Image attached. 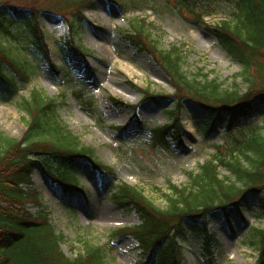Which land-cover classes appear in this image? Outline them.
Instances as JSON below:
<instances>
[{
	"label": "rangeland",
	"instance_id": "rangeland-1",
	"mask_svg": "<svg viewBox=\"0 0 264 264\" xmlns=\"http://www.w3.org/2000/svg\"><path fill=\"white\" fill-rule=\"evenodd\" d=\"M189 9L194 14L174 0H93L82 11L73 35L59 15L41 11L37 16L48 47L46 55L33 45L24 24H16L1 43L22 64L28 78L18 80V92L10 100L0 89V132L15 139L22 137L29 118L18 103L19 97L39 90L56 100L59 123L93 149L95 161L112 168L114 184L135 186L156 206L165 207L159 189L168 193L170 184L187 185V173H196L204 161L220 151L219 147L226 153L233 142L221 124L215 123L211 131L201 107L185 98L181 102V145L172 139L168 148L151 144L150 130L169 122L167 111L173 109L175 101L164 98L158 107L145 99L142 91L170 96L174 87L161 66L125 38L131 20L144 19L151 38L162 49L179 47L187 75L217 78L224 88L241 94L250 80H256L254 73L241 74V66L213 35V25L229 18L232 4L228 0H198ZM112 98L123 104L115 105ZM129 106L136 107L135 117L143 128H137L135 120L130 123L133 115ZM242 124L245 134L263 131L264 119L256 114ZM219 171L221 176H229L223 167ZM74 174L79 191L75 206L67 208L54 184L35 164L29 189L37 194L38 206L28 204L29 212L48 219L69 258L82 252L84 243H90L103 249L107 264H138L141 255L136 240L130 235L120 239L111 235L117 229L139 224L136 213L111 201L87 162ZM263 209L264 196L249 193L244 204L229 215L219 210L210 214L207 232L214 264H255L257 252L250 228L264 227V218H260ZM184 224L185 240L179 242L183 264H205L202 236L186 221Z\"/></svg>",
	"mask_w": 264,
	"mask_h": 264
},
{
	"label": "trees",
	"instance_id": "trees-1",
	"mask_svg": "<svg viewBox=\"0 0 264 264\" xmlns=\"http://www.w3.org/2000/svg\"><path fill=\"white\" fill-rule=\"evenodd\" d=\"M12 1L0 0V89L6 100L17 94L18 80L25 82L28 77L22 64L2 45L3 36H10L12 27L22 23L33 45L46 55L48 47L37 15L46 10L54 12L73 35L82 20V11L93 0H19L21 4ZM174 1L193 13L189 8L198 0ZM228 1L232 4L229 18L214 24L212 31L217 43L241 66V74H255L256 80H250L242 94L224 88L217 78L187 75L182 69L181 49H162L151 38L144 19H132L130 30L125 31V38L148 53L174 87L170 96L142 91L145 99L158 107L164 98L175 101L173 109L167 111L169 122L150 130L151 144L168 148L170 139L181 143V102L187 98L201 107L211 131L215 130V123L225 128L233 142L227 152L219 147L220 151L204 161L196 173H187V185L170 184L168 193L159 189L165 201V207H159L137 187L125 182L114 184L112 168L95 161L93 149L81 144L56 119V100L33 89L28 97H19L18 101L29 118L22 137L15 139L0 132V264H107L103 249L90 243H84L76 257H67L48 219L43 214L33 216L27 207L38 206L37 194L29 189L35 164L54 184L60 202L73 208L79 191L74 171L85 162L96 171L100 186L111 201L118 208L136 213L139 224L117 229L111 235L116 239L130 235L136 240L141 255L138 264H183L179 242L185 240L184 221L202 236L205 264H214L207 232L210 214L219 210L229 215L244 204L249 193L264 196V126L263 131L249 134L242 129V121L256 114L264 119V0ZM195 18L200 15L195 14ZM112 102L123 104L117 98H112ZM129 107L133 115L130 123L135 120L137 128H143L135 117L136 107ZM220 167L229 176H221ZM260 218H264V209ZM250 237L257 252L255 264H264V227H251Z\"/></svg>",
	"mask_w": 264,
	"mask_h": 264
}]
</instances>
